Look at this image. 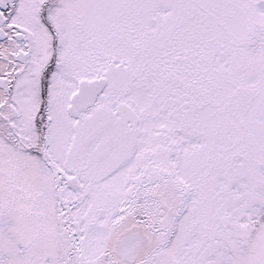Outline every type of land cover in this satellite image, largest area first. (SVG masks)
Here are the masks:
<instances>
[{
    "label": "snow or ice",
    "instance_id": "snow-or-ice-1",
    "mask_svg": "<svg viewBox=\"0 0 264 264\" xmlns=\"http://www.w3.org/2000/svg\"><path fill=\"white\" fill-rule=\"evenodd\" d=\"M0 264H264V0H0Z\"/></svg>",
    "mask_w": 264,
    "mask_h": 264
}]
</instances>
